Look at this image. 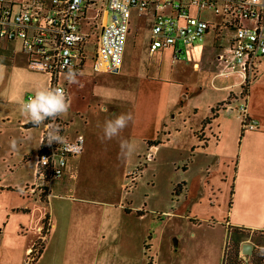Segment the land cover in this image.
Wrapping results in <instances>:
<instances>
[{
  "label": "crops",
  "instance_id": "1",
  "mask_svg": "<svg viewBox=\"0 0 264 264\" xmlns=\"http://www.w3.org/2000/svg\"><path fill=\"white\" fill-rule=\"evenodd\" d=\"M91 7L94 8L89 6L83 14L81 29ZM103 9L106 15L110 14ZM204 10L217 15L210 9ZM204 10L199 12L192 8L191 11H198L197 16L210 24L205 40L188 48L183 59L173 61L169 48L150 51L158 14L155 5L150 2L142 11L132 8L122 66L118 72L114 71L126 79L120 90L127 95L128 113L132 115L126 127L127 140L138 146L135 154L127 158L125 167L130 173L129 170L140 165L139 159L145 154V175L150 169L164 166L169 175V193L163 207L159 203L158 209L152 208L147 202L143 211L141 207L131 210L137 211L141 221L152 217L154 233L164 219L169 224L188 219L214 221L222 225L226 233H234V241L241 240L239 245L243 247L253 238L264 239V58L256 61L253 78L246 88L248 115L259 127L245 131L237 110L243 101L241 76L237 71L221 75L224 63L218 58L231 46L235 30L223 15H218L222 17L221 24L204 19ZM163 12L175 14L171 6ZM106 15L101 13L98 20L93 17L96 22L93 28L99 29L95 43L92 42L95 36L82 30L88 41L86 58L82 69L75 72L77 75L87 69H92L96 75L112 73L94 69L100 25L109 23ZM145 19L150 22V37L136 43L132 41V23L135 21L140 33L145 32ZM242 24L250 25L251 21L244 20ZM0 53V73H34L29 68V55L21 40H0ZM42 74L45 81L39 88L49 87V76ZM4 86L0 78V264H25L47 225L43 251L35 264H104L103 261L112 264L103 258L101 246L106 238L105 219L100 217L97 224L95 216L86 211V207L101 206L103 202L82 197L88 191L85 182H81V166L90 141L88 119L81 126L85 130L83 150L70 160L68 172L54 180L47 193L43 189L32 193L41 130L38 137L33 131L38 126L26 127L31 122L21 114L20 108L13 106H19L27 97L23 101V96L19 103L8 101L9 90ZM114 106L111 116L115 117L121 114L123 104ZM62 117L68 124L67 135L74 138L78 135L77 131L73 133L74 121ZM13 138L17 140L15 150L9 145ZM150 180L158 181V174H152ZM164 228L163 225L161 247ZM145 244L147 253H151L155 242ZM110 245L106 243L105 247ZM251 245L253 253L256 252L255 245ZM106 255L104 257L108 258ZM153 258L150 257L149 264H156ZM239 259L246 263L247 258Z\"/></svg>",
  "mask_w": 264,
  "mask_h": 264
},
{
  "label": "built area",
  "instance_id": "2",
  "mask_svg": "<svg viewBox=\"0 0 264 264\" xmlns=\"http://www.w3.org/2000/svg\"><path fill=\"white\" fill-rule=\"evenodd\" d=\"M98 0H0V40H21L29 55V68L49 76V87L66 89L60 77L71 69L78 72L86 58L88 36L82 31L80 22L89 6H96ZM111 14L108 24L100 25L94 69L114 72L122 66L132 8L144 10L148 3L155 5L158 12L151 35L150 51L171 49L173 61L181 60L187 49L205 40L210 28L209 22L192 15V8L199 12L210 9L227 18L234 28V37L227 52L220 55L224 63L221 75L237 71L243 101L237 110L241 116L243 130H257L258 122L249 117L246 88L253 78L254 65L264 58V0L261 4L249 0H102ZM171 6L174 15L164 14ZM97 12L95 20L100 19ZM251 21L250 25L242 22ZM34 95H28L26 101ZM40 147L35 156L36 189L47 193L51 183L69 170L71 159L83 150L84 136L67 135L68 124L63 117L46 120L40 125ZM51 129H58L64 138L62 144L47 141ZM29 191V188L27 189ZM48 226V225H47ZM47 226L42 230L40 240L28 254L25 264H35L43 251Z\"/></svg>",
  "mask_w": 264,
  "mask_h": 264
},
{
  "label": "rangeland",
  "instance_id": "3",
  "mask_svg": "<svg viewBox=\"0 0 264 264\" xmlns=\"http://www.w3.org/2000/svg\"><path fill=\"white\" fill-rule=\"evenodd\" d=\"M103 7V1L98 0L97 5L88 10L87 18L82 21L84 32L91 36L97 34L99 29L93 28L96 24L93 17L98 11L105 17L106 11ZM192 14L197 16L198 11H193ZM106 16L110 21L111 14ZM202 17L212 24H221L222 17L211 11L204 10ZM134 23L135 21L132 23V41L139 43L141 40H147L150 37L148 19H145V32L140 33ZM141 23L143 22L141 21ZM137 30L139 31L138 36ZM95 40L96 36L93 37L92 42L95 43ZM130 50L132 51V47ZM127 51L129 52V45ZM190 68H188L189 72ZM97 76L100 77L97 78ZM0 78L4 81L6 90H9L6 93L8 101L16 103H19L23 96L24 101L27 95H34L36 89L42 86L45 81L43 74L35 73V71L34 73H5V75L0 73ZM125 80L123 76H118V73L96 75L92 69H87L76 75V82L67 81L66 75L60 78V83L65 87L71 104L66 120L74 121L73 133L77 131L76 134H85V130L81 126L88 119L90 141L86 158L81 166V182H85L88 191L82 197L101 201L100 204L103 202L101 206L86 207V211L95 216L97 224H99L100 217L103 221L105 219L104 234L106 238L102 236L103 245H101L103 258L112 264H119V262L122 264H149L150 257H154L156 264H221L223 249L227 243L223 264H264L263 237L259 241L251 239L248 244H254L256 252L252 256H246L242 253V245H239L241 240L234 241L235 234L226 233L225 228L214 221L188 219L180 220V222L172 221L169 224L164 219L154 233L152 217L145 221L137 218V211L131 210L135 207H141L140 211H143L147 202L156 209H158L159 203H162L161 207L164 206L163 202L169 193L167 192L169 175L164 166L157 170L150 169L145 175V169H147L145 154L139 159L140 165L134 170H129L130 173H128L125 167L127 158L121 154L120 150V141H128V128L123 129L118 138L102 139L105 121L115 118L111 116L114 105L123 104L121 113H128L125 99L127 95L124 96L120 90V87L125 84ZM100 88L104 90L101 91ZM98 94L105 98L100 99ZM13 106L17 110L19 109L18 104ZM104 108H107V113H104ZM78 128L80 131L77 130ZM40 130V127L33 128L38 137ZM154 173L158 174V181L152 182L150 178ZM129 214H133L135 217H130ZM163 225L165 232L161 247L160 235ZM111 232L112 234H110ZM144 240L150 244L152 241L155 242L154 249L149 254ZM106 243L111 244L110 247H105ZM106 254H108V258L104 257ZM239 256L243 261L244 258H247L246 263L240 261ZM103 263L105 264L104 261Z\"/></svg>",
  "mask_w": 264,
  "mask_h": 264
},
{
  "label": "clouds",
  "instance_id": "4",
  "mask_svg": "<svg viewBox=\"0 0 264 264\" xmlns=\"http://www.w3.org/2000/svg\"><path fill=\"white\" fill-rule=\"evenodd\" d=\"M249 2L257 5L261 4V0H249ZM76 75L77 74L70 69L66 74V79L71 82H76ZM70 106V100L66 93L59 87L38 88L34 96L25 102L19 103L21 114L24 115L29 122L38 127L46 120H54L58 117L67 116ZM103 110L107 111V108ZM131 120V113H121L116 115L113 119L106 120L103 126L102 139L111 140L118 137ZM47 141L49 144L53 142L62 144L64 138L59 135L58 129H51L48 133ZM9 145L15 150L17 148V140L13 138L9 141ZM137 147L135 143L126 140L120 141L121 154L125 158H131L135 154Z\"/></svg>",
  "mask_w": 264,
  "mask_h": 264
},
{
  "label": "water",
  "instance_id": "5",
  "mask_svg": "<svg viewBox=\"0 0 264 264\" xmlns=\"http://www.w3.org/2000/svg\"><path fill=\"white\" fill-rule=\"evenodd\" d=\"M115 72H118V70H116ZM26 127H36V126L32 123H29ZM253 250L254 248H253V245L251 244H245L242 247V252L246 256H251L253 254Z\"/></svg>",
  "mask_w": 264,
  "mask_h": 264
}]
</instances>
